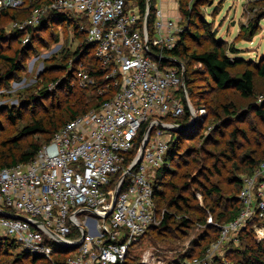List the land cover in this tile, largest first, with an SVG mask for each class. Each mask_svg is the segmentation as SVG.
Returning <instances> with one entry per match:
<instances>
[{
	"label": "built area",
	"instance_id": "2783aa9c",
	"mask_svg": "<svg viewBox=\"0 0 264 264\" xmlns=\"http://www.w3.org/2000/svg\"><path fill=\"white\" fill-rule=\"evenodd\" d=\"M147 2L141 14L127 0H51L29 19L44 11L85 18L78 29L113 90L55 131L32 160L0 169V237L49 264H121L130 246L160 222L154 175L182 127L177 119L195 108L186 99L184 65L164 53L179 38V19L153 0L150 25ZM22 3L0 0L2 7ZM80 58L73 75L87 86L93 78ZM237 197L238 215L223 224L207 219L219 227V238L183 264H215L252 221L255 239L264 240V161L243 176Z\"/></svg>",
	"mask_w": 264,
	"mask_h": 264
},
{
	"label": "rangeland",
	"instance_id": "374dc122",
	"mask_svg": "<svg viewBox=\"0 0 264 264\" xmlns=\"http://www.w3.org/2000/svg\"><path fill=\"white\" fill-rule=\"evenodd\" d=\"M182 1L184 8L195 4L192 10L195 24L182 18L177 0H167V9L169 8L172 16L177 11L175 17H178L182 30L189 28L190 31L198 30L203 34L201 40L185 35L190 52L209 48L213 37L223 41L226 47L233 45L237 49V53L227 51L230 57L245 59L250 64L264 57V0ZM44 4V0H23L20 6H0V50L15 56L20 63L6 82H0V140L14 136L25 123L43 116L46 111L69 106L73 99V93L67 87L59 85L64 83L69 70L79 65L72 53L84 41L85 34L75 28L74 22H79L80 25H85L86 22L79 15L67 13L72 23L46 21L42 24L41 19L46 20L50 11H44L35 21L29 22L33 9ZM130 4L137 5L134 2ZM257 13L260 18L255 33L252 36L249 33L242 35V26L247 25L248 20ZM202 21L207 23L209 31H202ZM84 59L86 62L87 57ZM250 64L240 63L233 70L242 71L251 67ZM188 67L190 71L201 66L192 64ZM0 70H5L1 63ZM74 77L71 85L75 89L81 84ZM193 77L191 93L186 88V99L194 106L195 111L188 114L185 110L182 119H177L183 120L185 115L188 116L187 121L181 124L184 127L176 130L178 143L166 160L167 170L162 176L163 184L159 189L167 197L171 187L170 179L176 183L186 181L190 187L183 194L194 198L191 204L199 207L214 203V199L224 201L222 198L226 197V190L233 187L230 176L237 174L242 178L244 175L241 171L244 167L242 156L264 153V114L249 110L250 104L259 103L264 96V79L255 75V95L242 97L230 89H217L203 71ZM109 89L102 83L98 89L87 90L86 94L107 93ZM199 109L203 111L200 112ZM259 109L264 111V107ZM10 110L14 117H11ZM233 111L238 116L232 118L230 124H226V119ZM232 130L237 131L236 137L231 135ZM31 139H36V136H27L20 144ZM203 183L216 186V189L212 194L206 193ZM164 207L165 199L162 198L157 202L158 210H162L159 212L161 215L165 212ZM159 213L156 212L158 218ZM185 229L173 234L162 232L161 235L154 230L148 231L130 246L122 263L172 264L180 253L192 248L203 233V226L198 223ZM163 241L171 242L172 247L164 246ZM19 251V248H14L4 253L8 255L5 258L8 264L15 261Z\"/></svg>",
	"mask_w": 264,
	"mask_h": 264
},
{
	"label": "trees",
	"instance_id": "16d2710c",
	"mask_svg": "<svg viewBox=\"0 0 264 264\" xmlns=\"http://www.w3.org/2000/svg\"><path fill=\"white\" fill-rule=\"evenodd\" d=\"M51 0H44L48 3ZM128 2H134L137 4L140 13L143 14L145 11L146 0H127ZM179 6V12L182 18H186L190 24H195L193 22L192 10L195 8V4H191L188 8L183 7V1L177 0ZM153 0H151L150 6V17L149 24L153 20ZM3 13H6L2 9ZM259 14L257 13L254 17L248 20L247 25H243L241 28V34L245 35L249 33L252 36L259 23ZM82 21L85 18L81 19ZM46 21L48 23L58 21L62 24L72 23L67 13L51 11L46 20L41 19L42 24ZM86 22V20H85ZM75 28H79V22H74ZM203 28L202 31H209L207 23L202 21ZM84 33V32H83ZM85 34V33H84ZM189 34L193 39L201 40L203 34L199 33L198 30L190 31L189 28L183 29L179 33V38L177 39L174 47L170 50L164 51V53L170 57L176 58L185 67V86L187 90L191 93L192 82L194 75L203 71L211 81L214 86L220 90L230 89L239 93L242 97H251L255 95V81L254 76L264 79V57L259 61H254L248 63L245 59L239 57H230L227 51L231 53H237V49L233 46H225V43L221 40H216L211 38V44L209 48L201 49L199 51H189L186 45L185 35ZM76 57L80 56V60H84L87 71L93 78V83L88 86H78L73 88L71 79L75 78L73 75V69L67 73L64 83L59 86H65L68 91L73 93V99L69 106L59 107L51 112H45L43 116L31 119L29 122L25 123L18 132L7 139L0 140V169L4 167H10L18 163H26L34 158L40 147L47 143L55 131H57L62 125H64L70 119L85 113L89 109L99 106L101 102L111 97L113 90L109 89L107 93H94L86 94V91L91 89L92 91L98 89L102 83H106L105 70L101 67L100 63L95 59L93 54V46L88 44L85 39L72 53ZM74 59V60H75ZM0 63L4 66L5 70H0V82L4 81L12 75L19 68V61L16 57L9 55L0 50ZM246 63L252 65L251 67H246L242 71L233 70L238 64ZM192 64H199L200 68H195L189 71L188 66ZM58 86V87H59ZM45 91H41L42 93ZM264 94V90H262ZM259 107H264V96L261 97L259 103L250 104V109L259 112L260 115L264 114V111L259 109ZM259 109V110H258ZM11 111V110H10ZM18 114H21L18 112ZM11 117H14L11 111ZM238 116L237 112L233 111V114L226 119L225 123L230 124L232 118ZM182 119V118H181ZM177 120L179 124H184L188 116L185 115L183 120ZM237 130V129H236ZM237 132V131H236ZM235 130L231 131V135L236 137ZM178 133L173 132L172 138L169 141L168 150L165 154V163L159 167L156 171L157 174L153 179V203L155 208V213L157 214L162 210H158L157 202L160 199H165L166 207L163 208L165 212L162 215L159 213V223L150 226L146 232L154 230L156 234L162 232L173 234L175 231L186 230L185 228H192L194 223H198L203 226V233L200 235L199 239L189 250L187 249L184 253H180L178 257L173 261L172 264H183L185 259H191L193 257H198L203 255L206 248H208L211 243L215 242L220 235V229L214 224L207 223V218L210 217L212 222L223 224L234 219L241 209L242 202L238 199L237 195L242 185V178L233 174L230 176L232 188L226 190V197L221 199H214V203H207L202 206H196L191 204V200L194 198L186 197L183 192L187 190L190 185H187L186 181L183 183H176L174 180L170 179V191L167 197L159 189L163 184V174L166 173V160L170 157L172 152L178 143ZM27 136H36V139H31L25 144H20V141ZM245 158V159H244ZM244 167L241 169L243 176L250 174L260 162L264 161V153L252 154L241 157ZM206 193L212 194L216 189V186H207L203 183ZM169 209H173L171 212ZM253 221L249 222L247 226L242 229L238 236L239 242L237 245L231 244L229 242L225 247L222 256L215 257V264H264V240L256 241L253 230ZM164 246L172 247L171 242L163 241ZM14 248H19L18 244L8 238L0 237V264H8V255H5L6 251H12ZM5 253V254H4ZM4 254V255H3ZM227 261V262H226ZM9 264H49L48 261L42 257L31 255L23 250H20L16 254V259ZM123 264V263H122Z\"/></svg>",
	"mask_w": 264,
	"mask_h": 264
},
{
	"label": "crops",
	"instance_id": "0c3cea01",
	"mask_svg": "<svg viewBox=\"0 0 264 264\" xmlns=\"http://www.w3.org/2000/svg\"><path fill=\"white\" fill-rule=\"evenodd\" d=\"M170 1L172 2L173 0H170ZM161 7H162L163 12L165 13V15H168L170 17H175L178 14L177 11H176L175 16H172L171 14H169L171 11L169 10V8L167 9V0H161Z\"/></svg>",
	"mask_w": 264,
	"mask_h": 264
},
{
	"label": "water",
	"instance_id": "95a60500",
	"mask_svg": "<svg viewBox=\"0 0 264 264\" xmlns=\"http://www.w3.org/2000/svg\"><path fill=\"white\" fill-rule=\"evenodd\" d=\"M147 4H148V7H150V2H149V0H148ZM175 63H178V64H179V61L176 60ZM182 127H184V126H182ZM182 127L180 126V128H182ZM78 244H79V243L75 244V246H77ZM75 246H74V247H75Z\"/></svg>",
	"mask_w": 264,
	"mask_h": 264
}]
</instances>
